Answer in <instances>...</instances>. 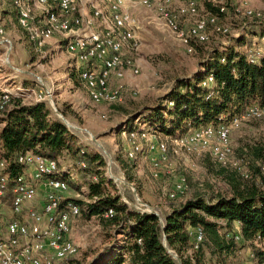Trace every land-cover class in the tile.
<instances>
[{
  "label": "built area",
  "instance_id": "built-area-1",
  "mask_svg": "<svg viewBox=\"0 0 264 264\" xmlns=\"http://www.w3.org/2000/svg\"><path fill=\"white\" fill-rule=\"evenodd\" d=\"M201 1L12 0V3L18 23L27 33L35 52L44 53L54 37L63 36L68 54L78 63L79 81L89 98L98 104L112 105L122 101L123 88L112 87L111 82L122 80L127 71L134 76L141 73L139 64L125 55L129 50L138 51V32L142 28L141 21L129 7L139 6L154 12L156 27L171 34L186 47L188 53H193L194 44L208 42L211 34L227 35L222 22L227 15L226 8L217 6L218 12L203 15L200 12ZM37 9L41 11L40 19L34 14ZM249 15L253 16L252 12ZM188 19H191L190 26L185 27ZM0 35H5L1 26ZM5 43V40H0V44ZM213 82L214 78L210 76L201 85L207 86ZM14 96L32 99L33 103H47L53 108L55 106L53 93L47 88L24 89L18 85L13 92L0 86L1 111ZM261 118H264V106L252 105L241 116L218 126L190 129L176 137L167 135L161 138L154 129L124 131L129 146L127 157L137 159L144 154L146 147L147 154L153 155L151 175L158 179L171 152L209 151L222 168L237 171L248 179L250 175L244 171L242 162L235 155L230 133L245 121ZM15 162L22 166L23 172L12 179L9 171H6L8 162L0 160V264H71V260L79 254V245L73 238L72 230L74 220L81 216V208L73 202L63 203L69 189L63 179L65 170L61 168L59 160L47 159L33 152L21 154ZM80 166L86 167L84 163ZM184 193L185 186L179 181L169 192L168 198L176 200ZM124 201L128 203L125 198ZM134 207L138 211L160 216L146 204ZM113 215L111 209L105 218ZM192 233L194 242L191 254L198 252L205 242L203 228L198 227ZM235 240L241 241L243 236L237 233ZM258 241L264 247V239L259 237ZM168 252L179 260L174 251ZM243 264L253 262L245 261Z\"/></svg>",
  "mask_w": 264,
  "mask_h": 264
},
{
  "label": "rangeland",
  "instance_id": "rangeland-1",
  "mask_svg": "<svg viewBox=\"0 0 264 264\" xmlns=\"http://www.w3.org/2000/svg\"><path fill=\"white\" fill-rule=\"evenodd\" d=\"M208 4L211 6L208 7ZM221 5L227 10L222 22L228 35L211 34L209 42L195 45L193 53H188L186 47L171 34L156 27L153 22L156 17L154 12L139 6L129 7L141 21L142 28L138 32V51L129 50L125 55L139 64L141 73L134 76L127 71L122 80H113L112 87L123 88V99L118 104L109 105L95 103L89 98L79 81L76 61L65 48L63 36L54 37L45 47L44 53H36L27 33L18 23L12 0H0V26L5 31L4 36L0 35V40L6 42L4 45L0 44V78L10 74L14 76L7 82L6 79L0 80V84L7 83L10 90L17 83H21L20 86L24 89L40 90L49 86L55 105L54 108L50 106L53 113L64 123L65 120L69 123L65 124L82 146L103 157L107 163L105 175L115 184L108 188L119 194L122 200L125 198L128 203L124 202L133 209L143 203L163 217L168 208L185 200L202 198L214 203L220 197L232 194L229 184L231 178L243 185L254 181L264 189L257 169L260 165L254 161L251 152L253 147L264 146V118L245 121L230 133L235 155L242 162L244 171L250 178L253 177L251 180L237 171L223 169L214 161L209 151H181L179 154L171 152L168 161L162 166L161 176L155 179L150 170L153 155H148L145 147L143 155L129 160L128 142L120 132L128 123L137 124L141 129L150 126L145 116L137 122L135 120L145 108L157 106L177 79L191 77L199 72L211 50L232 42L246 28L264 26V0H202L200 12L203 15L216 12L217 6ZM174 9L177 10L176 7ZM249 12L257 16L258 20L250 16ZM34 14L41 18L40 10H35ZM190 23L191 19H188L185 27H189ZM19 99L32 102V99ZM2 128L0 126V132ZM155 132L161 138L167 136L164 132ZM60 166L71 174L69 180L76 183L73 186L70 184L65 197L84 200V192L88 189L78 167L69 158L61 159ZM179 181L183 182L185 193L177 200H170L168 194ZM218 222L222 225L226 223L223 220ZM72 232L79 245V254L71 264H92L99 254L119 245L121 240L114 227L106 226L104 221L96 217L88 219L84 215L74 220ZM224 232L226 231L221 230V234ZM254 249H258L257 246L245 245L229 261L236 258L234 264H243L248 259L249 252ZM206 256L209 260L208 253ZM175 261L180 264L179 260ZM209 264L215 263L213 261Z\"/></svg>",
  "mask_w": 264,
  "mask_h": 264
},
{
  "label": "trees",
  "instance_id": "trees-1",
  "mask_svg": "<svg viewBox=\"0 0 264 264\" xmlns=\"http://www.w3.org/2000/svg\"><path fill=\"white\" fill-rule=\"evenodd\" d=\"M263 39L264 26H251L232 42L215 47L199 72L177 79L161 102L154 108H145L135 121L145 116L150 125L145 129L176 137L190 129L218 126L241 116L252 105L264 106ZM208 42L195 43L194 51L195 45ZM210 76L214 82L202 86ZM13 98L4 110H0V124H4L0 132V160L8 162L6 171L12 179L23 172L15 160L26 152L59 161L69 158L74 162L88 190L84 192V200L66 197L63 203L79 205L81 216L104 221L106 226L114 227L121 238L119 245L99 254L92 264H177L168 250L178 255L180 264L213 261L234 264L236 258L229 261L232 255L248 244L258 249L249 252L246 261L264 264V247L258 241L259 237L264 239V189L256 182L243 185L231 178L230 196L220 197L214 203L202 198L185 200L163 217L138 211L126 204L119 194L111 192L108 187L115 184L105 175L106 161L82 146L47 103L25 104ZM138 126L128 123L120 132L141 129ZM251 152L260 165L257 169L264 184V146L253 147ZM82 163L86 167H81ZM70 178L71 174L64 172L63 179L69 188L70 184H76ZM111 209L114 215L105 218ZM219 220L226 223L222 225ZM198 227L205 232V242L198 252L191 254L192 231ZM221 230L226 232L221 234ZM237 233L243 240H235Z\"/></svg>",
  "mask_w": 264,
  "mask_h": 264
},
{
  "label": "crops",
  "instance_id": "crops-1",
  "mask_svg": "<svg viewBox=\"0 0 264 264\" xmlns=\"http://www.w3.org/2000/svg\"><path fill=\"white\" fill-rule=\"evenodd\" d=\"M76 67H78V63H76ZM29 74H32V73H29ZM13 74H10V75H5V76H2V78H0V80H4V79H6V81L5 82H7V81H9V80H11V79H13ZM1 83L0 84V86H2L3 88H5V89H8V90H10L8 87L10 86V85H7V83ZM16 83V81L13 83V84H15ZM18 85H21V83H17ZM17 85V86H18ZM17 86H15L14 87V89H12V90H10V91H15V88L17 87ZM48 87L49 86H47V89H48ZM13 99H19L17 96H14V98ZM19 100H22V102L23 103H25V104H32L33 102H26V100L25 99H19ZM0 126L1 127H4V124H0ZM3 129V128H2ZM171 210V208H168V212ZM72 235H73V233H72Z\"/></svg>",
  "mask_w": 264,
  "mask_h": 264
},
{
  "label": "water",
  "instance_id": "water-1",
  "mask_svg": "<svg viewBox=\"0 0 264 264\" xmlns=\"http://www.w3.org/2000/svg\"><path fill=\"white\" fill-rule=\"evenodd\" d=\"M59 114V113H58ZM59 116H61V114H59ZM62 117V116H61ZM65 123L68 125L69 123L65 120Z\"/></svg>",
  "mask_w": 264,
  "mask_h": 264
}]
</instances>
